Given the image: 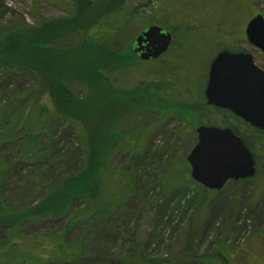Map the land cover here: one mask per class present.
<instances>
[{"label": "rangeland", "instance_id": "obj_1", "mask_svg": "<svg viewBox=\"0 0 264 264\" xmlns=\"http://www.w3.org/2000/svg\"><path fill=\"white\" fill-rule=\"evenodd\" d=\"M63 1L0 0V41L15 31L24 36L42 31L47 39L38 42L40 49L46 50L23 53L31 64L25 73L14 69L18 66L12 63L15 59H11L10 52L5 57L0 55V159L7 169L0 184V207L5 203L16 212L39 206L53 183L74 177L82 166L79 137L55 112L51 86L43 76L52 81L55 66L62 59L77 67L93 64L89 54L82 51L81 42L96 49L128 53L142 25L151 22V15H158L156 10L146 8L141 17L123 25L118 5L127 6L130 0L97 4L76 0V11ZM145 1L152 9L166 4L157 10L162 16L172 10L177 15L191 8L193 2L178 4L181 0H175L171 6V0ZM197 1L205 4L204 12L215 18L202 17L200 29L190 30L207 41L219 36L215 48L235 46L250 53L254 63L264 69V54L249 45L244 34L252 17H264V0ZM184 15H177L180 27L190 23L189 16L179 22ZM71 20L83 29L77 31L78 37L70 33L51 43L47 36L64 33L73 27ZM190 33L180 35L189 37ZM70 45L68 53H59ZM207 56L208 50L204 55L198 52L189 57L191 70L184 88L178 83L161 90L167 98L171 90L176 93V104L155 100L156 93L149 89L146 98L159 107L153 111L144 108L131 119L121 120L125 124L121 132L125 134L114 141L126 148L110 158L112 172L104 175L108 183L100 188L99 197L106 204L104 215L83 216L86 221L73 226L71 219L84 211L79 201L59 218L42 217L18 227H10L11 221L1 222L0 253L9 252L14 259L20 256L25 260L18 261L20 264H264V156L257 158L258 169L252 178L230 180L218 191L206 190L190 177L186 157L197 142L196 129L201 124L195 118L197 113L193 114L195 103H188L197 93L203 95L205 79L198 77L203 66L207 67ZM105 78L119 88L130 84L129 79L136 82L138 75L118 70L106 72ZM63 82L64 90L78 101L90 93L74 78ZM136 91L126 92L127 99L121 103L129 112L140 99L137 95L131 97ZM89 96L94 97L92 93ZM98 97L96 103L88 100L91 108L100 107L103 100ZM203 100L200 103H205ZM206 106L204 112L210 109ZM113 111L107 109L106 115ZM106 115L95 121V131L100 129L99 122L107 120ZM4 121H8L7 126H2ZM29 132L33 137L26 136ZM78 132L85 134L83 128ZM23 139L37 142L35 157L39 160L34 165L21 158L19 145Z\"/></svg>", "mask_w": 264, "mask_h": 264}, {"label": "trees", "instance_id": "obj_2", "mask_svg": "<svg viewBox=\"0 0 264 264\" xmlns=\"http://www.w3.org/2000/svg\"><path fill=\"white\" fill-rule=\"evenodd\" d=\"M185 1L187 3L189 2V0H181L177 3L180 4ZM192 1L193 2H190L192 4L191 8H189L188 6V8H185L183 12L179 11L177 13L178 16L181 15V13L186 14L181 17L182 19L179 18V22L186 20L187 16H189V19L191 20L190 23H187L190 24V26H188V24L184 27L181 26L182 28L178 26L177 15H175V12H173V10L170 14H166V16L161 15V18L165 19L169 24L172 23L173 30L177 36L181 37V32H193L190 33L189 37L187 36L188 40L187 37H184V42L190 43L188 46L191 47V56L194 57L195 54H198V52H202V54L204 55L205 51L208 50L209 56L206 57V62H208L207 67L203 66V69L200 71L198 77V80L199 78H203L206 80L208 65L214 58V55H216V51L220 50L215 48V44L218 42H215V39H218L219 36L214 35L210 41H207L208 39L199 35L198 32L190 30L192 28H194V30L200 29V20L204 19L202 17L209 16L211 18H215L213 15L211 16V14L209 15L207 14V12H204L203 8H205V4H202L197 0ZM202 1H204V3L206 2V0ZM171 2V6L176 4L175 0H171ZM162 6L166 7L167 5L163 4ZM159 8L160 6H158V8L156 9H150L156 10L157 14H159L157 11ZM135 10L126 17V21H132L133 18L140 17L139 9L138 11ZM137 14L139 16H136ZM73 18L71 17V19ZM69 22L71 24H74L75 26L72 25L73 27L66 29V31L60 35L51 33L49 37L47 36L51 43H56L57 39L63 36H67L70 33H75L78 37L77 31L79 29H83L78 28V26H76V24L73 23L72 20ZM61 23L62 22H60V24ZM39 34H41V38L38 37ZM42 34V31L41 33H35L34 36H24L23 33L18 34L17 31L8 34L7 37L0 41V55H3L5 57V53L8 54L10 52L11 59H15L12 61V63H16V65L18 66L14 69H18L19 71L25 73L29 68H31V64L27 58L23 57V53L46 50V48L40 49L39 47V45L41 44L38 43L39 40H47L46 37L42 36ZM90 46L91 44L86 45V43L81 42L82 51L89 54L88 56L92 58L93 64L85 62L86 64H84V66L77 67L74 66L70 60L62 59L61 63L55 66L52 81L49 80L46 75L43 76L44 81L49 82V85L51 86L50 95L52 96V99L54 101L55 112H59V117L67 121L72 130L79 137V147L83 154L80 172L72 178H65L61 181L57 180L55 183H53L44 201L32 210L24 207L20 211L16 212L13 208L3 203L0 207V223L11 221V223L9 224L10 227H18L20 224L26 222H36L42 217L59 218L62 215H67L73 209V205L79 201L83 204L84 211L82 212L83 214H81V216L75 214V216L71 219V224L73 226L86 221L84 220L83 216H87V218H90L95 214L104 215L106 213L105 201L99 199L100 188L104 185L106 186V183H108L104 175L105 173H108L110 171L111 167H113L111 162L112 160H110V158L114 157L122 149L126 148L120 146L114 141V139H117V137L120 138L125 134L121 132L122 128L125 126V124L121 123V120H124L125 118L131 119L132 115L139 114L140 112L144 111V108H146L145 111H153L154 107L159 106H157L156 104L154 105L152 103V100H148L146 98L148 97V90H141L139 92L137 90L131 95V97H134L136 95L140 97V99H138V102H136L134 105L132 104L133 106H135L131 108L133 112H129L125 107H123L121 103L123 101H126L127 99L126 92H131L132 90L127 91L126 87L124 86L119 88L111 86L109 84L111 82H109V80L105 78L106 72L110 70H113L114 72L115 70H120L122 68V59H120L114 51H111L109 49L105 51L100 47H97L96 49L93 47V45L92 47ZM75 47L80 46L76 45ZM71 48L72 45L63 50H60L59 53H68ZM225 48L226 47H224V49ZM190 59L191 58H188V61ZM20 61L24 62L21 64L19 63ZM189 66L191 67V64H189ZM32 68L36 70L39 69L38 67H35L33 65ZM165 75L166 74L163 73L158 74V81L156 80L157 83H159L160 80H162L164 84L171 83V80L168 79L169 77H165ZM31 77L34 78L32 74ZM67 78H74L75 80L82 83L84 89L92 93L94 97L90 98V93H87L84 94L83 98L80 99V101H78L79 99L77 100L76 96H74L72 93H68L62 87L64 86L63 81ZM156 88L152 89V92H154V94L156 93L153 98L160 102L163 101L166 103H170L168 102L170 101V98L164 97L161 93L162 91L157 86ZM96 96H99L98 98H101L103 101L102 103L98 104L100 105L99 108H97V105L91 108V106L88 105V100H93L96 103ZM201 100H203L202 93H197L195 99L188 103V105H190L192 102L195 103V111H193V114L195 115V113H197V116H195V118L197 119L198 117L197 121H199L200 124L201 122H203L202 117L204 114L210 115L208 119L209 122L213 119L211 118V116L215 115V113L218 111L210 109L212 112H209V110L204 112L205 103H200L202 102ZM150 104H152L153 107ZM110 108L114 109V111L111 114L109 112L108 116L106 115V111ZM102 115H106L107 117H105L107 120L99 122L100 129H96L95 131L94 123L97 119H103L104 116ZM7 123L8 121H4L2 123V126H7ZM92 123L93 125H91ZM213 123H215V120H213L212 124ZM243 127H245L246 130L241 131L247 137H245V135L243 136V134H239V127H236L234 129V133L237 136H240L244 145L250 151H252V149H254V146L251 143L254 140V136L251 132H249V130L251 129L250 127H247L245 124L243 125ZM80 128L84 129V135L81 133L79 134L78 129ZM26 136L33 137V134H30L29 132L26 134ZM37 146V142L28 139H23V141L20 143L19 149L21 152V158L26 161V163L34 165L39 160V158L35 157V153H37L38 151ZM4 165V161L0 159V184L5 175V172L7 171ZM4 260H6L7 263ZM18 261L20 262L25 260H23L20 256L15 257V259L11 258V254H9V252L8 254L5 252L0 253V264H20L18 263Z\"/></svg>", "mask_w": 264, "mask_h": 264}, {"label": "water", "instance_id": "obj_3", "mask_svg": "<svg viewBox=\"0 0 264 264\" xmlns=\"http://www.w3.org/2000/svg\"><path fill=\"white\" fill-rule=\"evenodd\" d=\"M246 42L264 54V17H252L244 30ZM170 34L159 27L145 29L134 42L143 60L165 52ZM206 104L224 109L251 127L264 130V71L250 53L219 52L209 66ZM197 142L186 161L191 179L206 190L218 191L230 181L252 178L254 160L243 141L229 128L198 126Z\"/></svg>", "mask_w": 264, "mask_h": 264}, {"label": "flooded vegetation", "instance_id": "obj_4", "mask_svg": "<svg viewBox=\"0 0 264 264\" xmlns=\"http://www.w3.org/2000/svg\"><path fill=\"white\" fill-rule=\"evenodd\" d=\"M97 1L104 3L107 0H87V2H88L87 4H92V3L97 4L98 3ZM122 1L125 2V0H122ZM63 2H65L66 4H70L71 10H74V8H75L74 11H76V0H64ZM129 2H130V4H127V6H125L124 4L118 5V11L123 12L122 18L120 19V20H122L123 25H126V23L128 22V21H126V17L129 14H131L137 6L140 7V9H139V11L141 12L140 17L143 15L142 14L143 12H146V11L142 12V10H146V8L150 10V5H148V2H146L145 0L144 1H142V0H130ZM131 3H132V5H131ZM162 5L163 4L160 3V6H162ZM71 12L74 13L73 11H71ZM155 13H157V12H155ZM74 14H72V15H74ZM150 18L152 19V20H150L151 22H148V23L142 25L140 32L138 33V35L135 37V39L131 43L128 53L120 54V53L115 52V54L120 59H122V61H123V66L121 69L120 68L119 69L122 72L127 71V70L129 72L132 71L138 75L136 82L134 81V79H131V80L129 79L128 83H130V84H128V85L124 84L125 85L124 87H126V85L128 86L127 91H131V89L132 90L137 89L138 91H141V90H148L149 91V89H150V91H151V88L155 89L156 86L160 90H162V89H165L169 85L172 86V85H177L179 83L181 85V87L184 88L185 87L184 85H186V82L189 78V71L191 70V68L189 66V64H191V62L187 63L188 58L192 55L191 47H189L184 42V40H185L184 37H182V36L180 37V36L176 35V33L173 30L171 22H170L171 24H169L168 22H166L165 19H162L161 15L159 16V14L158 15L153 14V15H151ZM151 26L159 27L162 30V32L170 34L171 38H170L168 48L166 49L165 52L161 53L155 59L143 60L140 58L141 53H135L134 52V42H135L136 38L145 29H147L148 27H151ZM245 40H246V38H245ZM119 43H120V40H119ZM176 45H178V48L176 47ZM220 51H228L230 53H243L241 50L237 49L235 46H230V45H228V47H226L225 49L223 48ZM244 53H246V52H244ZM119 54L122 55V57L119 56ZM217 54L218 53H216V55ZM215 56H214V58H215ZM210 63H209L208 68H207L206 80H205V85L203 88L204 89L203 90V98L205 100V105H207V104H206V99L204 96V91H205L206 84H207L208 71H209ZM259 68L262 71H264L263 68H261V67H259ZM110 71L113 72V70H110ZM115 71H118V70H115ZM161 73L166 74L165 77H169L168 79L171 80V83L164 84L162 82V80H160L159 83H157L158 74H161ZM146 84L147 85L149 84V85L147 87H145ZM149 86H151V87H149ZM169 90H171V89H169ZM170 92H171V94H170L171 96L169 97L170 101H168V102L175 101V99L178 98L177 94L174 93L172 90ZM190 102H191V100H190ZM175 104H176V101H175ZM206 107H208L210 109L218 110V111L215 113V115L211 116V118H213V119L209 122H208V119H209L210 115L204 114L202 117L203 122H201V126L229 128L233 132L234 135H236L234 133V129L236 127H239V130H240V131H238L239 134H243L241 129H243L242 127L244 124L247 127L251 128L249 130V132H251L252 135L254 136V140L251 143L254 146V151H250V150L249 151L252 154V157H253V160L255 163L254 168H255V173H256V170L258 169V164H259L257 158L260 157L263 159V156H264V138H263L264 137V130H260V129L251 127L249 124L245 123L242 119L236 117L234 114H232L231 112H229L227 110L216 108V107L209 106V105H207ZM210 109H208L209 112L211 111ZM213 120H215V123L212 124ZM244 135L245 134H243V136ZM237 137L240 138V136H237ZM245 137H247V136L245 135Z\"/></svg>", "mask_w": 264, "mask_h": 264}]
</instances>
